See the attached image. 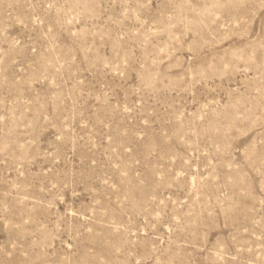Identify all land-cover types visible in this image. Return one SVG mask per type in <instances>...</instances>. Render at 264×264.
Wrapping results in <instances>:
<instances>
[{"label": "rangeland", "instance_id": "obj_1", "mask_svg": "<svg viewBox=\"0 0 264 264\" xmlns=\"http://www.w3.org/2000/svg\"><path fill=\"white\" fill-rule=\"evenodd\" d=\"M0 264H264V0H0Z\"/></svg>", "mask_w": 264, "mask_h": 264}]
</instances>
